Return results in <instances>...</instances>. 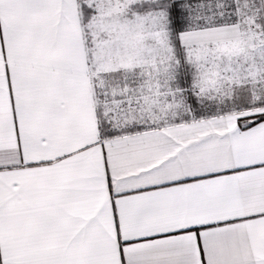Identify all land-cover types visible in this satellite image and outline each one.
I'll return each instance as SVG.
<instances>
[{"label": "snow or ice", "instance_id": "obj_1", "mask_svg": "<svg viewBox=\"0 0 264 264\" xmlns=\"http://www.w3.org/2000/svg\"><path fill=\"white\" fill-rule=\"evenodd\" d=\"M0 264H264V0H0Z\"/></svg>", "mask_w": 264, "mask_h": 264}]
</instances>
